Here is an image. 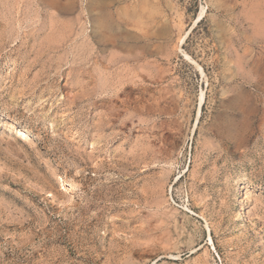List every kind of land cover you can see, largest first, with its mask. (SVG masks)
<instances>
[{"label":"rangeland","instance_id":"rangeland-1","mask_svg":"<svg viewBox=\"0 0 264 264\" xmlns=\"http://www.w3.org/2000/svg\"><path fill=\"white\" fill-rule=\"evenodd\" d=\"M0 264H264V0H0Z\"/></svg>","mask_w":264,"mask_h":264},{"label":"crops","instance_id":"crops-1","mask_svg":"<svg viewBox=\"0 0 264 264\" xmlns=\"http://www.w3.org/2000/svg\"><path fill=\"white\" fill-rule=\"evenodd\" d=\"M148 37H150V36H148ZM151 41H152V43L150 44V43H148L147 44V47L148 48H150L151 47V52L150 53H152V54H155V49H157V48H159L160 46H161V43H160V40H152L151 39ZM133 44V43H132ZM134 48H140V49H144L145 50V46H146V44H144V43H135V44H133L132 45ZM148 50H150V49H148Z\"/></svg>","mask_w":264,"mask_h":264},{"label":"bare ground","instance_id":"bare-ground-1","mask_svg":"<svg viewBox=\"0 0 264 264\" xmlns=\"http://www.w3.org/2000/svg\"><path fill=\"white\" fill-rule=\"evenodd\" d=\"M206 7H203L202 8V11H201V13H200V17L204 14V12H205V9ZM98 12V11H97ZM199 17V18H200ZM96 20L98 21V17H96ZM105 30V29H104ZM189 35V31H187V33H185V35L181 38V43H183L184 41H185V39L187 38V36ZM181 50H182V48H181ZM183 51V50H182ZM183 53H184V55L186 56V58L187 59H189V60H191V62L193 61V62H195V60L187 53V52H185V51H183ZM196 64V63H195ZM196 66L198 67V68H201V66L200 65H197L196 64ZM202 71V70H201ZM22 132H24L23 130H22ZM241 195V194H240ZM241 199L243 198V197H240Z\"/></svg>","mask_w":264,"mask_h":264}]
</instances>
